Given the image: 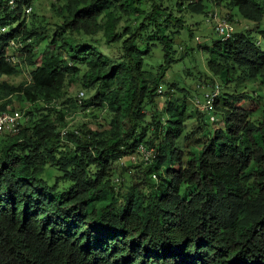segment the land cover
<instances>
[{"label": "trees", "instance_id": "trees-1", "mask_svg": "<svg viewBox=\"0 0 264 264\" xmlns=\"http://www.w3.org/2000/svg\"><path fill=\"white\" fill-rule=\"evenodd\" d=\"M163 1L62 0L50 5L58 22L49 34L24 15L31 0L13 9L0 0V111L25 116L18 132L0 134V264H264V116L252 120L253 109L241 107L247 82L264 87V50L255 37L264 38V4L223 0L256 25L203 47L207 71L234 85L214 99L222 127L210 130L205 112L178 98L158 106L157 88L175 61L174 36L184 27ZM174 6L210 13L202 0ZM123 16L138 23L123 26ZM98 33L117 45L113 59L88 42ZM154 46L162 53L158 73L145 69ZM21 66L29 79H1ZM73 84L94 94L80 104L77 96L65 99ZM21 100L29 107L17 109ZM71 101L85 112L104 106L109 127L68 129L63 105ZM189 117L201 136L184 134ZM140 145L154 155L125 167L136 168L137 179L122 192L112 176ZM47 166L59 171L52 183L42 177Z\"/></svg>", "mask_w": 264, "mask_h": 264}, {"label": "rangeland", "instance_id": "rangeland-1", "mask_svg": "<svg viewBox=\"0 0 264 264\" xmlns=\"http://www.w3.org/2000/svg\"><path fill=\"white\" fill-rule=\"evenodd\" d=\"M176 1L184 0H164L163 6L171 9L173 14L177 17H183V29L174 36V59L175 61L165 70L162 85L157 88L158 96V106L159 108L163 105L164 99L170 97L172 99H180L187 104V108L191 107L192 101L195 97H202L203 93L209 90L206 83L218 82L221 86V89H228V91L233 90V83H229L226 86L223 82L217 77L211 75L207 71L206 67V58L207 51L203 49L204 46H211L213 41L220 39L214 30L215 23L207 14H190L182 11H178L176 6H174ZM206 2L207 11H215L218 15H226L230 13L232 15V20H230L233 33L239 30H248L251 27H254L256 24L253 21L240 18L236 8H231L225 4L223 0H202ZM264 4V0H257ZM52 3L61 4L62 0H31V13L28 15L27 20L32 21L35 24H40L43 26L48 33L50 34L55 28V24L58 22V18L52 13L50 5ZM207 13V12H206ZM182 15V16H181ZM133 22L132 19H128L123 16L121 24L124 26L131 24V26L136 25L138 22ZM259 27L264 29V17L259 23ZM232 33V34H233ZM256 40L258 41V46L264 50V38L261 34H255ZM94 38L98 39L94 43L90 38L88 42L94 44L99 51L106 55L109 59H113L117 54V45L106 44L101 34L98 33ZM201 46V47H200ZM44 55L49 56L50 51H45ZM45 56V57H46ZM145 69L147 71L159 72L158 64L162 62V53L159 46H154L151 48L150 54L145 56ZM20 72L8 76H2L1 79L7 81L10 84L16 85L22 82L25 79H29V67H20ZM208 72L206 76L209 75L211 78L204 76L205 72ZM173 83L175 86L173 88L168 87V84ZM203 85V86H202ZM260 85V84H257ZM201 86V87H197ZM160 89V91H159ZM245 91L248 92V98L243 100L241 107L253 109L252 120H258L264 116V87L256 86L253 82H247L244 87ZM83 90L85 92V97L89 98L94 94V89H83L78 84L70 85L67 89V94L65 99L74 98L79 91ZM259 95V96H258ZM2 100H0V103ZM17 109L29 107L26 101H16ZM59 104V105H58ZM58 108L61 107L60 102L55 103ZM77 104H73L72 101L69 104L63 105L66 106L65 111L67 112V121L68 129H77L79 125L85 124V126L92 130H103L109 127V122L111 119V113L104 106L101 107H92L89 112H85L82 107H79ZM11 109V106L8 107ZM147 119H149L151 110L147 107L146 110ZM217 118L215 124L208 120V114L205 113L207 129H212L213 126H221L218 122V115L212 112ZM195 132V136H201L202 129L199 128V121L194 117H189L185 120V135L191 136ZM204 135L205 134L204 132ZM185 137V136H184ZM183 137L178 143V146H183ZM142 160L140 156H134V159L129 156L128 158H122L119 161V167L112 176V179L118 177V182L116 183L118 189H122V192L130 185V179L133 177L137 179V176H134L137 172L136 168H127L128 165H136ZM59 175V171L55 167L47 166L43 171L42 177L48 182L52 183L55 177ZM133 175V176H132ZM158 178H153L151 183H157Z\"/></svg>", "mask_w": 264, "mask_h": 264}, {"label": "built area", "instance_id": "built-area-1", "mask_svg": "<svg viewBox=\"0 0 264 264\" xmlns=\"http://www.w3.org/2000/svg\"><path fill=\"white\" fill-rule=\"evenodd\" d=\"M20 2H23V0H7V4L12 9L16 8ZM23 12L24 15L26 14L28 15L31 13V6L29 3L27 2L23 3ZM209 15H211L213 21L215 22V31L217 35L220 37V39L226 40L230 38L233 33V29L231 27L230 22L220 14L218 15L216 10L210 12ZM10 45L12 46L13 49L16 50L17 48L21 47L22 43L12 40L10 42ZM11 59L14 60V58ZM206 86H208L209 90L205 91L202 97H195L192 101V105L194 108L198 109L199 111L208 114L209 119L212 121L216 119L215 115L212 114L213 101L216 97L219 96L221 92V86L218 82H210L207 83ZM197 87H201V86H197ZM76 96H77V102L80 104L82 102V99L85 98V92L81 90L77 93ZM24 120H25V116L23 115V112H20L19 110H1L0 134L18 132ZM153 151H154L153 148L147 149L143 145H140L134 153L129 154L125 157L128 158L129 156H131V158L134 159V156L135 157L140 156L143 161H150L151 157L154 155ZM114 181L117 183L119 181L118 177H115Z\"/></svg>", "mask_w": 264, "mask_h": 264}]
</instances>
